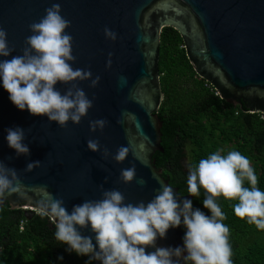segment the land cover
I'll use <instances>...</instances> for the list:
<instances>
[{
    "label": "water",
    "instance_id": "1",
    "mask_svg": "<svg viewBox=\"0 0 264 264\" xmlns=\"http://www.w3.org/2000/svg\"><path fill=\"white\" fill-rule=\"evenodd\" d=\"M56 2L61 15L71 21L66 31L73 37L77 57L73 68L90 69L93 78L101 79L95 88L89 87L90 81L79 82L89 99L95 95V100L80 124L69 121L67 128L17 109L0 82V160L15 168L23 183L18 193L0 199V208L8 203L12 210L26 207L37 212L38 202L46 196L39 187L43 185L65 201L69 212L84 200L100 199L99 185L120 190L125 202L133 204L147 203L161 184L169 185L153 159L156 152H164L157 115L164 100L159 75L164 28L181 36L196 75L213 86L222 100L264 116V0H0V26L7 30L9 46L15 48L0 60L22 53L25 38L31 35L28 25ZM105 27L117 34L115 41L105 38ZM109 53L111 67L106 68ZM56 87L63 93L68 86ZM96 119L109 122L102 132L89 131V121ZM15 126L26 130L27 157L17 156L5 139L4 130ZM90 138L98 139L112 155L120 146H130L129 155L122 163L111 157L104 160L100 152L87 149ZM141 143L146 151L140 150ZM37 160L40 167L24 171L27 163ZM133 164L137 180L146 182L143 186L136 180L128 184L119 180L121 169ZM173 191L179 201L193 199L179 194L177 188ZM80 231L95 244L90 227ZM182 238L180 225L169 228L164 238L157 237L155 247L145 251L183 248ZM186 255L185 251L179 264H185ZM84 256L90 259V254Z\"/></svg>",
    "mask_w": 264,
    "mask_h": 264
},
{
    "label": "clouds",
    "instance_id": "2",
    "mask_svg": "<svg viewBox=\"0 0 264 264\" xmlns=\"http://www.w3.org/2000/svg\"><path fill=\"white\" fill-rule=\"evenodd\" d=\"M61 11L60 3H52L38 21L28 25L31 35L25 38L22 53L0 60V82L17 109H26L32 116L46 117L60 128H67L69 121L73 125L80 124L95 100V95L89 99L79 82L90 81L89 87L95 88L101 78L99 75L93 78L90 69L73 68L77 57L73 55V37L66 31L71 21L62 16ZM103 33L108 40L117 39V34L107 27ZM7 36V30L0 26V57H9L15 50L14 46H9ZM111 56L109 53L106 68L111 67ZM57 84L68 87L62 93ZM108 123L106 119L90 120L89 131L102 132ZM4 131L8 146L17 156L30 155L24 142V128L15 126ZM86 146L92 152H100L102 159L111 157L116 163H122L130 151V146H120L112 155L98 139L91 138ZM139 148L146 151L143 143ZM40 166V161H31L24 171L31 172ZM119 180L124 184L136 180L141 186L146 183L143 178L137 180L134 164L121 169ZM257 185L258 177L247 156L236 150L227 154L217 150L190 166L187 177L189 195L198 196L201 188L206 193L203 206L210 216L193 209L191 200L179 201L168 184H161L147 203L135 204L126 203L120 190H106L99 185L100 199L84 200L73 205L71 212L62 198L47 192V186L43 185L39 187L46 196L38 202L36 210L54 224L56 241L67 244L69 250L78 255L90 254V260L100 261V264H179L185 251L184 261L191 264H232L230 229L223 223L226 215L217 198L237 200L233 206L235 216L247 219V223L264 231V191ZM22 187L18 171L0 160V199L18 193ZM181 223L186 228L183 248L158 247L146 253V248L155 247L157 237L164 238L169 228ZM89 227L95 234V244L91 236L81 234L80 229Z\"/></svg>",
    "mask_w": 264,
    "mask_h": 264
},
{
    "label": "trees",
    "instance_id": "3",
    "mask_svg": "<svg viewBox=\"0 0 264 264\" xmlns=\"http://www.w3.org/2000/svg\"><path fill=\"white\" fill-rule=\"evenodd\" d=\"M159 75L164 100L157 115L164 152H156L153 159L169 185L182 196H191L187 191L190 166L217 150L222 154L236 150L251 160L257 186L264 191V116L222 100L213 86L196 75L181 36L172 28L161 31ZM245 186H249L247 181ZM192 197L193 209L210 216L203 206L204 190ZM217 203L230 229L232 264H264V231L235 216L237 200L221 196ZM180 227L184 237L186 228L183 223ZM54 233L48 217L12 210L5 203L0 208V264H94L56 241Z\"/></svg>",
    "mask_w": 264,
    "mask_h": 264
},
{
    "label": "rangeland",
    "instance_id": "4",
    "mask_svg": "<svg viewBox=\"0 0 264 264\" xmlns=\"http://www.w3.org/2000/svg\"><path fill=\"white\" fill-rule=\"evenodd\" d=\"M22 209H23V210H27V208H26V207H22Z\"/></svg>",
    "mask_w": 264,
    "mask_h": 264
}]
</instances>
